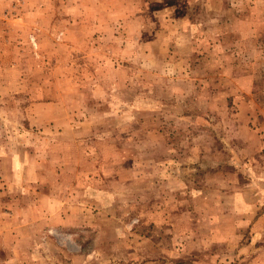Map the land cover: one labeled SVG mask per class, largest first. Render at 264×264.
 Returning <instances> with one entry per match:
<instances>
[{
	"label": "rangeland",
	"instance_id": "obj_1",
	"mask_svg": "<svg viewBox=\"0 0 264 264\" xmlns=\"http://www.w3.org/2000/svg\"><path fill=\"white\" fill-rule=\"evenodd\" d=\"M0 264H264V0H0Z\"/></svg>",
	"mask_w": 264,
	"mask_h": 264
},
{
	"label": "crops",
	"instance_id": "obj_2",
	"mask_svg": "<svg viewBox=\"0 0 264 264\" xmlns=\"http://www.w3.org/2000/svg\"><path fill=\"white\" fill-rule=\"evenodd\" d=\"M43 197H44V198H47V199L49 198V197H48V194H45V193L43 194ZM33 206H34V209H35V210H38V209H39V212H42V211H43V210L41 209V206H40L39 204L37 205V204L34 203ZM46 212H48V211H46ZM52 213H53V212L51 211L50 214H52ZM59 223H60V225H64V224H63V223H64L63 220H61ZM26 224H27V223H26ZM26 224H24L23 227H26V226H25ZM55 227H56V226H55ZM52 228H54V227H52Z\"/></svg>",
	"mask_w": 264,
	"mask_h": 264
}]
</instances>
